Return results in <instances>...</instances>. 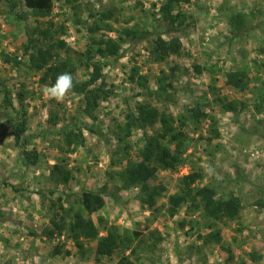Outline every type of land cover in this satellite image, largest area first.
I'll return each instance as SVG.
<instances>
[{"label": "rangeland", "instance_id": "374dc122", "mask_svg": "<svg viewBox=\"0 0 264 264\" xmlns=\"http://www.w3.org/2000/svg\"><path fill=\"white\" fill-rule=\"evenodd\" d=\"M24 1L0 0V264H264V0H191L176 8L186 17L172 33L163 12L169 0H62L50 14L30 10ZM98 20L113 31L90 33ZM52 24L61 32L55 38L69 44L75 61L95 40L138 32L123 35L122 57H96L112 91L96 120L82 114L81 96L68 93L58 101L45 95L41 75L29 68V50L49 43L38 31ZM157 35L179 38L181 55L153 59L149 49ZM7 56L19 66L5 63ZM135 70L136 78H147L144 85L131 79ZM231 72L246 75L245 91L227 85ZM77 76L89 80L83 68ZM3 89L10 92L15 110L5 108ZM19 94L25 96L24 111ZM231 102L237 110L224 111ZM146 104L180 120L188 136L185 164L160 169L150 182L164 188L153 208L141 205L139 188L122 189L107 173L118 145L117 127ZM198 108L209 117L194 119ZM24 120L26 132L17 144L13 126ZM159 128L157 123L133 132L128 140L133 150L123 166L138 160L145 136ZM79 129L84 144L61 153L65 134ZM25 150L30 160L22 156ZM56 163L72 172L68 184L52 179ZM191 172L203 176L197 187L214 189L220 199H239L240 215L214 222L200 201L189 198L170 210L171 197L182 194L183 178ZM85 192L106 199L105 208L91 216L100 238L112 226L141 236L100 260L98 239L80 238L81 249L69 225L83 209ZM54 219L62 229L48 235Z\"/></svg>", "mask_w": 264, "mask_h": 264}, {"label": "trees", "instance_id": "16d2710c", "mask_svg": "<svg viewBox=\"0 0 264 264\" xmlns=\"http://www.w3.org/2000/svg\"><path fill=\"white\" fill-rule=\"evenodd\" d=\"M59 1L62 0H25L24 2L30 10L41 14H50L54 9L55 3ZM190 1L169 0L167 2L163 8L165 17H167L166 21L169 25L167 32L172 33L177 31L184 24L186 16L183 14V11L176 12V8L188 4ZM240 17L238 16V19ZM102 30L113 31V28L104 20H98L89 26V32L93 34L100 33ZM38 32L49 43L44 46L35 45L31 53L29 50V68L35 73H39L41 75L40 83L48 87L55 84L60 74L66 72L71 74L74 86L69 93L81 96L83 103L82 114L91 120H96V112L101 103L108 100L112 94V91L107 90L106 81L103 78V64L96 60V57L98 56L102 59L122 57L123 44L126 42V37L124 36L136 35L138 32L125 30L116 40L107 37L95 40L94 44L85 53L77 54L73 52L78 55L77 61L73 57L69 44L63 39L55 38L54 35L57 36L61 33L58 27L52 24L50 29H40ZM134 37L136 38V36ZM182 49L183 44L179 38L171 37L169 40H166L162 35H157L151 43L149 54L153 59L161 61L172 56L181 55ZM4 61L5 63L15 61V65L17 66L20 64L17 62L18 60H11L9 56ZM78 68L88 71L89 80L82 82L78 78ZM196 69L197 71H201L200 68ZM137 70L134 71L131 79L136 80L140 85H144L147 78L145 76H138L136 78L138 75ZM136 71L137 73L135 74ZM226 79L227 85L233 89L245 91L247 88V77L245 74L231 72L226 75ZM1 92H3L5 108H13L15 110L10 92L6 89L1 90ZM24 97V94H19L18 96L22 111L25 109ZM237 105L236 102H231L224 104L222 108L226 112H234L237 110ZM257 110L260 111L258 107ZM193 117L197 121H200L209 116L201 108H198ZM125 120L122 125L117 127L118 132L116 136L118 145L115 152L111 155V171L107 173L109 178L113 181L116 180L122 189L139 188L141 205L153 208L157 204L158 198L162 195L164 188H154L150 182L157 179L160 169L176 170L186 162L184 155L188 150V136L184 131L185 125L173 116H169L158 108L147 104L140 105L138 107V114L136 116L133 113L128 114ZM9 122L12 123L10 119ZM157 123L160 124L159 132L153 136H145V143L138 150V160H130L123 166L124 159H129L133 150L128 142L133 132L137 128L143 129L144 126H151ZM25 132V120L22 125L14 124L12 135L17 144L21 142ZM215 134L216 137H220L219 133L215 132ZM84 140L85 138L80 129L78 132L69 131L65 134L62 148L60 147L61 153L65 152L64 147H67L66 150H69L74 145L76 147L83 145ZM30 155L26 150L22 154L26 161L30 160ZM38 161L39 158L36 157L34 163ZM118 167L122 168L118 170ZM51 176L57 184H68L72 179V172L65 165L56 163L52 167ZM202 179L203 176L198 172H191L185 176L183 178V188H181L182 194L171 197L172 208L170 210L175 211L174 209L180 208L189 198L195 201V203L200 201L205 215L214 222L224 223L235 220L240 215V200L233 196L227 199H220L217 198V192L214 189L208 186L197 187L196 184ZM105 206L106 199L102 194L85 192L82 199L83 209L75 213V218L69 225L70 235L77 241L81 249L83 247L79 243L80 238L89 241L98 239L96 248L97 260L111 257L117 250L130 246L135 238L141 236L138 232L130 234L128 230L122 232L119 227L112 226L106 229L107 236L100 238V228L92 220L91 216L103 210ZM100 223L103 224L102 219H100ZM52 224L53 229L49 230L48 235H54L56 230L62 229L60 220L54 219ZM121 264L124 263L121 262Z\"/></svg>", "mask_w": 264, "mask_h": 264}, {"label": "clouds", "instance_id": "9594fccd", "mask_svg": "<svg viewBox=\"0 0 264 264\" xmlns=\"http://www.w3.org/2000/svg\"><path fill=\"white\" fill-rule=\"evenodd\" d=\"M73 77L69 73L60 74L53 86H45L44 94L56 100H62L73 88Z\"/></svg>", "mask_w": 264, "mask_h": 264}]
</instances>
